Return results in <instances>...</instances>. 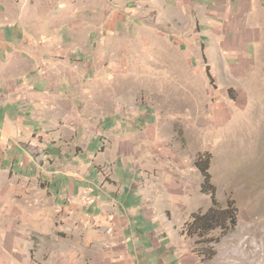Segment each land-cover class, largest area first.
<instances>
[{
	"label": "rangeland",
	"instance_id": "rangeland-1",
	"mask_svg": "<svg viewBox=\"0 0 264 264\" xmlns=\"http://www.w3.org/2000/svg\"><path fill=\"white\" fill-rule=\"evenodd\" d=\"M201 11L0 0L29 37L28 83L0 88V264H264V12L228 53ZM203 152L237 209L206 241L181 233L212 204Z\"/></svg>",
	"mask_w": 264,
	"mask_h": 264
},
{
	"label": "crops",
	"instance_id": "crops-1",
	"mask_svg": "<svg viewBox=\"0 0 264 264\" xmlns=\"http://www.w3.org/2000/svg\"><path fill=\"white\" fill-rule=\"evenodd\" d=\"M149 5H197L202 16L201 10H206L204 13L211 16L204 14L205 19L199 16L200 20H204L215 27H227L230 32H238L237 37L229 38L228 53L241 51L239 45L241 48H246L248 41L253 40V34L256 31L254 26H262V24H258L257 15L259 13L257 11L263 8L264 12V0H149ZM26 21H24L25 24ZM14 25L2 22L0 19L1 90L19 86L24 88L23 84L28 83L25 79L27 77L25 72H29L27 71L29 37L28 34L22 35L20 28L16 29ZM33 46L31 45L30 48ZM30 72L34 73V71ZM9 116L6 114V121L11 123ZM12 127L13 125L11 127L4 126L5 136L14 133L11 130Z\"/></svg>",
	"mask_w": 264,
	"mask_h": 264
},
{
	"label": "trees",
	"instance_id": "trees-1",
	"mask_svg": "<svg viewBox=\"0 0 264 264\" xmlns=\"http://www.w3.org/2000/svg\"><path fill=\"white\" fill-rule=\"evenodd\" d=\"M207 76L211 79V74L207 71ZM210 153H199L194 161L195 166L200 170L203 180L201 182V191L208 193L212 204L205 212H192L190 219L184 223L181 233L190 237H196L197 240L206 241V235L216 228L226 230L229 225L236 222L237 209L233 201L229 200L226 207L219 208L215 196V188L211 183V174L209 172Z\"/></svg>",
	"mask_w": 264,
	"mask_h": 264
}]
</instances>
